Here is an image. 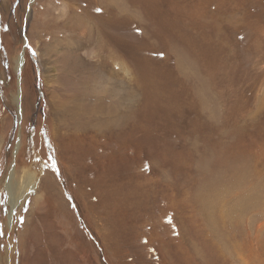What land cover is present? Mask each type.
<instances>
[{
	"label": "rangeland",
	"instance_id": "1",
	"mask_svg": "<svg viewBox=\"0 0 264 264\" xmlns=\"http://www.w3.org/2000/svg\"><path fill=\"white\" fill-rule=\"evenodd\" d=\"M0 264H264V0H0Z\"/></svg>",
	"mask_w": 264,
	"mask_h": 264
},
{
	"label": "bare ground",
	"instance_id": "2",
	"mask_svg": "<svg viewBox=\"0 0 264 264\" xmlns=\"http://www.w3.org/2000/svg\"><path fill=\"white\" fill-rule=\"evenodd\" d=\"M71 23V22H70ZM57 24V23H56ZM75 24V23H74ZM63 25V24H62ZM76 27V26H75ZM80 27V26H79ZM63 30V29H62ZM56 34V33H55ZM72 37V36H71ZM63 40V39H62ZM63 43V42H62ZM80 44V43H79ZM24 55V54H23ZM73 57H74V59H75V61H72L71 62V67H72V69H71V67H70V72L69 71H64V61L65 60H63V63L61 64L62 65V71H61V73H60V78L62 79L59 83H58V89H57V91H59L61 94H64V91L66 90V87L64 86V84L66 85V86H68V87H70L71 86V84L72 83H75V87H76V89H77V91L78 92H80V93H85V90L84 89H87V91H88V87L86 86V84L85 83H87L88 81H86V79H89V81L90 82H92V81H94V78H95V76H94V74H93V72H87V71H85V72H83L82 71V64H81V62H80V59H78L75 55H73ZM22 59H23V57L21 56V58H20V63H21V61H22ZM67 61V60H66ZM69 61V60H68ZM69 63V62H68ZM65 72V73H64ZM65 80V81H64ZM86 81V82H85ZM89 83V82H88ZM93 83V82H92ZM90 84V83H89ZM82 85H84V89H83V91L81 92V89H82ZM62 89H65L64 91L62 90ZM72 89V88H71ZM92 91V90H91ZM94 91V90H93ZM66 93V92H65ZM94 94V93H93ZM60 95V94H59ZM61 96V95H60ZM64 96V95H63ZM84 96V95H83ZM94 96H95V94H94ZM62 101H63V99H62ZM77 105H80V104H77ZM77 105H75V108H76V106ZM83 108H86L87 109V107H85V105L83 104V105H81ZM58 112H59V115H63V113L65 112V107H64V102L61 104L60 103V106H59V110H58ZM77 113H79V112H77ZM65 114V113H64ZM91 123V122H90ZM13 185H14V187L16 186L15 185V181L13 180ZM19 187V186H18ZM15 191H16V195L18 196L19 195V191H20V189H19V191L15 188ZM21 193V192H20Z\"/></svg>",
	"mask_w": 264,
	"mask_h": 264
},
{
	"label": "water",
	"instance_id": "3",
	"mask_svg": "<svg viewBox=\"0 0 264 264\" xmlns=\"http://www.w3.org/2000/svg\"><path fill=\"white\" fill-rule=\"evenodd\" d=\"M22 57H24V55H22ZM24 63H25V59L23 58L21 63H20V66L18 67L19 80H20V73H21V70L23 68Z\"/></svg>",
	"mask_w": 264,
	"mask_h": 264
}]
</instances>
